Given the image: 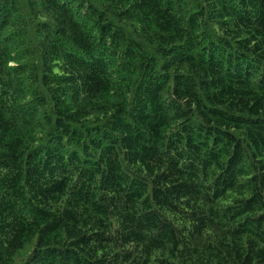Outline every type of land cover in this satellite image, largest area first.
<instances>
[{"label": "trees", "instance_id": "1", "mask_svg": "<svg viewBox=\"0 0 264 264\" xmlns=\"http://www.w3.org/2000/svg\"><path fill=\"white\" fill-rule=\"evenodd\" d=\"M0 264H264V0H0Z\"/></svg>", "mask_w": 264, "mask_h": 264}]
</instances>
